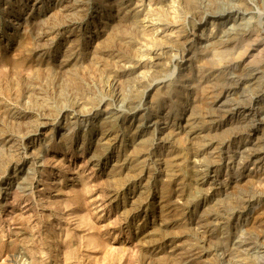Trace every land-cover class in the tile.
<instances>
[{
  "label": "rangeland",
  "instance_id": "rangeland-1",
  "mask_svg": "<svg viewBox=\"0 0 264 264\" xmlns=\"http://www.w3.org/2000/svg\"><path fill=\"white\" fill-rule=\"evenodd\" d=\"M127 2L0 0V264H264V0L216 46L200 0H129L138 37Z\"/></svg>",
  "mask_w": 264,
  "mask_h": 264
},
{
  "label": "bare ground",
  "instance_id": "bare-ground-1",
  "mask_svg": "<svg viewBox=\"0 0 264 264\" xmlns=\"http://www.w3.org/2000/svg\"><path fill=\"white\" fill-rule=\"evenodd\" d=\"M197 1V0H196ZM209 0H200V3L198 4V5H200V6H198L197 4H196V2H195V0H178V6L181 8V9H185V10H189L190 11V7H192V8H194L195 6H197L198 8L196 9V7H195V10L194 9H191V11H190V14H191V18H190V16H189V18L190 19H192V21L191 20H189V21H191V23L192 22H197V21H195L196 19H200L201 21L202 20H207V19H209V18H211V21L213 22V23H215V24H217V29H218V33H217V35H216V37H214V38H216V40H214V41H212V42H210L211 43V46H213V45H217L219 42H221V41H225L226 40V42L228 41V40H233V38H235V37H237V36H239V35H241L242 33H243V31H245V28H243V26H242V21L241 22H239L240 21V14L241 13H239V10H241V9H243V10H248L249 9V3L247 2L248 0H212V1H214V2H212L211 1V3H209L208 2ZM220 1V2H219ZM128 2H129V0H128ZM122 3L120 6H121V8H120V10L122 11V12H126L127 14L128 13H131L132 14V11L134 12V10H133V8H132V5L131 4H129V3ZM157 2V1H156ZM221 2H223V4L221 3ZM194 3L196 4L195 6H194ZM213 3V4H212ZM216 4V5H215ZM159 5V4H158ZM158 5H156V6H158ZM214 5V6H213ZM219 5V6H218ZM160 6V5H159ZM114 7V6H113ZM116 7V6H115ZM153 7V6H152ZM158 8V7H157ZM178 8V7H177ZM154 9V8H153ZM180 9V10H181ZM179 10V11H180ZM183 11V10H182ZM189 11H186V14H189L188 12ZM249 11V10H248ZM117 13V12H116ZM180 14H182V13H180ZM184 14H185V12H184ZM235 14H238L236 17H235ZM247 14H249V13H247ZM246 14V15H247ZM242 15V14H241ZM117 16V15H116ZM184 16V15H183ZM186 16V15H185ZM124 17H125V15H124ZM131 23L133 22V26L135 27V36L136 37H138L139 36V32L137 33V24H139V23H141L142 22V20H140L139 18H140V16H138V13H136V12H134L132 15H131ZM244 21V20H243ZM120 22V21H119ZM118 22V23H119ZM169 22V21H168ZM246 22V21H245ZM118 23H116L117 25H118ZM129 23V22H128ZM169 24V23H168ZM192 24H194V23H192ZM113 25V24H112ZM111 25V26H112ZM129 26H130V24H129ZM166 26V25H165ZM165 26H162V27H165ZM197 26V25H196ZM216 26V25H215ZM114 27V26H113ZM132 27V26H131ZM195 27V26H194ZM247 27V26H246ZM121 28V27H120ZM113 29V28H112ZM247 30V29H246ZM178 33V32H177ZM244 33H247L246 31L244 32ZM255 33V32H254ZM107 34V33H106ZM253 34V33H252ZM126 35V34H125ZM141 35V34H140ZM255 36H256V33L254 34ZM171 36V35H170ZM250 36V35H249ZM263 36V35H262ZM125 37V36H124ZM249 38V37H248ZM251 38H253V37H251ZM255 38V37H254ZM136 39V38H135ZM165 39V40H164ZM162 41H164V46L163 47H159V51H161L160 52V54H155V56H153V59H154V61H153V65H152V67H150L151 69H149V70H151V71H149L150 72V75H151V82H154V80L155 79H157L156 77L158 76V75H160L162 72H164V68H163V63H164V60L162 59L163 58V55L164 54H166L167 52H169V50H170V46L169 45H166L167 43H171L172 45H182V49H180V50H182L181 51V53H180V55H182V58L184 59L185 58V56H187L188 54H189V52L191 51V49H190V47H189V43H190V41L188 42L187 41V36L185 35V34H183L182 32H181V34H178V35H175L174 37H169V38H164ZM223 39H225V40H223ZM241 39V38H240ZM264 39V38H263ZM262 39V40H263ZM102 40H104V38L102 39ZM249 40H250V38H249ZM112 41V40H111ZM133 41V40H132ZM118 42V41H117ZM127 42H129V40L127 41ZM253 42V41H252ZM257 42V41H256ZM122 43V42H121ZM125 44V43H124ZM128 44V43H127ZM163 45V44H162ZM224 45V44H223ZM180 47V46H179ZM250 47V46H249ZM253 47V46H252ZM255 47V46H254ZM177 48V47H176ZM211 48V47H210ZM237 48V47H236ZM212 49V48H211ZM260 49V48H259ZM164 50H166V51H164ZM173 50V49H172ZM212 50H215V49H212ZM171 51V50H170ZM192 51H193V49H192ZM191 51V52H192ZM258 51H261V50H258V49H250L249 51H248V54H247V56H246V58H245V60L246 59H253L254 58V55L256 54L257 55V57L260 55V53L261 52H259V55L257 54V52ZM194 52V51H193ZM215 52V51H214ZM210 53H212V52H210ZM220 53V52H219ZM191 54V53H190ZM243 54V53H242ZM245 54V53H244ZM263 54H264V52H263ZM212 56V55H211ZM215 56V55H214ZM217 56V55H216ZM231 56V55H230ZM191 57V56H190ZM213 57V56H212ZM215 59H216V57H214ZM128 59V58H127ZM186 59V58H185ZM128 60H131V58L130 59H128ZM163 60V63H161V61ZM218 60V59H217ZM219 60H221V59H219ZM167 61V60H166ZM188 62V61H187ZM216 62V61H215ZM228 62V61H227ZM262 62V61H261ZM224 63V62H223ZM125 64V63H124ZM165 64V63H164ZM238 64V63H237ZM247 65V64H246ZM130 66V65H129ZM214 66V65H213ZM251 66V65H250ZM253 66V65H252ZM253 67H255V66H253ZM245 69V68H244ZM247 69V68H246ZM242 70V69H241ZM198 71V70H197ZM210 71V70H209ZM214 71V70H213ZM166 72V71H165ZM259 72V71H258ZM258 72L257 73H254L253 75H252V78L250 79L251 81L252 80H254V83H257L258 81H259V79H258V76H257V74H258ZM250 73V72H249ZM216 74V73H215ZM233 74H235V73H233ZM251 74V73H250ZM245 75H247V74H245ZM248 76V75H247ZM251 76V75H250ZM159 77V76H158ZM238 77V76H237ZM159 80V79H158ZM198 80H200V79H198ZM197 80V81H198ZM224 80V79H223ZM262 80H264V79H262ZM215 81V80H214ZM229 81V80H228ZM233 81V80H232ZM211 82V81H210ZM207 83V82H206ZM216 83L217 84H220V83H222V80H216ZM224 83H226L225 81H224ZM228 83V82H227ZM253 83V82H252ZM260 83V82H259ZM146 84V85H145ZM210 84V83H209ZM208 84V85H209ZM223 84V83H222ZM144 85V87L146 86H149V84H147V83H144V82H142V86ZM203 85V84H202ZM212 85H213V83H212ZM233 85V84H232ZM213 86H215V85H213ZM141 87V86H140ZM150 87H151V85H150ZM207 88V87H206ZM251 88V87H250ZM154 89V88H153ZM218 90V89H217ZM247 91V90H246ZM253 91V90H252ZM213 93V92H212ZM211 93V94H212ZM231 93V92H230ZM211 96V95H210ZM217 96V95H216ZM208 98V97H207ZM210 99V98H209ZM213 99V98H212ZM135 100V99H134ZM133 99H130L129 101H128V104H129V108L130 109H132L133 107H134V104H136L135 103V101H134ZM211 100V99H210ZM250 100V99H249ZM127 102V101H126ZM220 104H224V102H220ZM221 107V106H220ZM229 109V108H228ZM190 120V119H189ZM247 120V119H246ZM192 121V120H191ZM194 122H191L190 124H188V125H190L189 126V133H191V134H194L195 133V131H196V129H195V127H196V125L194 124L193 126H191L192 124H193ZM144 124V123H143ZM185 124V123H184ZM238 124V123H237ZM246 128V127H245ZM188 131V130H187ZM252 131V130H251ZM225 132V131H224ZM244 132V131H243ZM162 134V133H161ZM181 134V133H180ZM237 134V133H236ZM163 135V134H162ZM178 136V135H177ZM198 136V135H197ZM191 137V136H190ZM161 139V138H160ZM198 140V139H197ZM259 140V139H258ZM141 141V140H140ZM200 143V142H199ZM242 145V144H241ZM203 146V145H202ZM249 148V147H248ZM255 148V147H254ZM215 149V148H214ZM217 154V153H216ZM215 154V155H216ZM257 155V154H256ZM138 156H139V154L137 155V158H138ZM176 156V155H175ZM172 157V156H171ZM171 157H168L169 158V160H168V162L166 163V166L170 169V172L172 171H174L175 170V167H176V164H175V160L174 159H171ZM185 157V156H184ZM183 157V158H184ZM163 160V159H162ZM177 161V160H176ZM214 162H215V160H214ZM183 165V164H182ZM199 170V169H198ZM171 172V173H172ZM178 172V171H177ZM124 173V172H123ZM170 173V174H171ZM194 175V174H193ZM197 175V174H196ZM199 176V175H198ZM197 176V177H198ZM195 178V177H194ZM198 181H200V180H198ZM24 183H22L23 184V188L24 187H28L29 186V184H27L28 183V181L27 180H25V181H23ZM234 183V182H233ZM235 183H237V182H235ZM215 187V186H214ZM22 188V187H21ZM176 189V188H175ZM236 192V191H235ZM245 192V191H244ZM247 204V203H246ZM215 206V205H214ZM213 206V207H214ZM138 207V206H137ZM201 212V211H200ZM199 212V213H200ZM263 215V214H262ZM198 216V215H197ZM213 217V216H212ZM87 218V217H86ZM81 219V218H80ZM197 219V218H196ZM87 220V219H86ZM89 220V219H88ZM93 224V223H92ZM259 225V224H258ZM158 227V226H157ZM263 227V226H262ZM170 230V229H169ZM179 230V229H178ZM148 231V230H147ZM179 233V232H178ZM199 233V232H198ZM221 233V232H220ZM174 235V234H173ZM177 235V234H176ZM204 235V234H203ZM31 236V235H30ZM33 237V236H32ZM242 240V239H241ZM248 240V239H247ZM90 241H91V243L93 242V239H90ZM95 241V240H94ZM100 242V241H99ZM86 244H88V241H87V243ZM93 244V243H92ZM221 244V243H220ZM91 245V244H90ZM89 245V246H90ZM88 246V247H89ZM99 246V245H98ZM234 247V246H233ZM104 251V250H103ZM232 251H234V250H232ZM32 252V251H31ZM67 255L69 256V257H71V255H72V253L70 252V253H67ZM108 255V254H107ZM239 255V254H238ZM73 257V256H72ZM64 258V257H63ZM107 260H108V258H107ZM64 261V260H63ZM103 263V262H102ZM173 264V263H172Z\"/></svg>",
  "mask_w": 264,
  "mask_h": 264
}]
</instances>
